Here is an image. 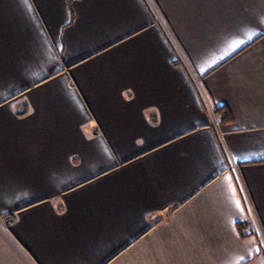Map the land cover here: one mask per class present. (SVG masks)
I'll list each match as a JSON object with an SVG mask.
<instances>
[{
	"label": "crops",
	"instance_id": "obj_1",
	"mask_svg": "<svg viewBox=\"0 0 264 264\" xmlns=\"http://www.w3.org/2000/svg\"><path fill=\"white\" fill-rule=\"evenodd\" d=\"M0 264H264V0H0Z\"/></svg>",
	"mask_w": 264,
	"mask_h": 264
},
{
	"label": "trees",
	"instance_id": "obj_2",
	"mask_svg": "<svg viewBox=\"0 0 264 264\" xmlns=\"http://www.w3.org/2000/svg\"><path fill=\"white\" fill-rule=\"evenodd\" d=\"M215 115L220 121H230L232 120V114L226 106H218L214 110Z\"/></svg>",
	"mask_w": 264,
	"mask_h": 264
}]
</instances>
